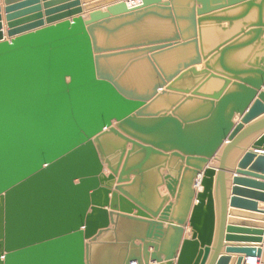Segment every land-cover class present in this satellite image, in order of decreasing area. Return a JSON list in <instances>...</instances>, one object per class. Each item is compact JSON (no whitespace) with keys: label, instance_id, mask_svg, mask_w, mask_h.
Masks as SVG:
<instances>
[{"label":"water","instance_id":"1","mask_svg":"<svg viewBox=\"0 0 264 264\" xmlns=\"http://www.w3.org/2000/svg\"><path fill=\"white\" fill-rule=\"evenodd\" d=\"M95 1L0 6V264H264V0Z\"/></svg>","mask_w":264,"mask_h":264},{"label":"crops","instance_id":"2","mask_svg":"<svg viewBox=\"0 0 264 264\" xmlns=\"http://www.w3.org/2000/svg\"><path fill=\"white\" fill-rule=\"evenodd\" d=\"M99 1H103V0H96L95 2H99ZM0 6L1 8L3 9L4 8V5H3V0H0ZM104 7H101L102 10H104ZM1 15L4 17V13H3V10L1 11ZM264 117V114L259 116L258 118H256L257 120L261 119ZM259 136V134H255L253 136H250L249 138H247L242 144H241V148L236 150L235 152H233L231 154V156L229 157V160L227 162V169H226V172H225V184H226V188H227V194H228V200H227V221L229 222L230 220H233V221H250L252 223H260L258 222L256 219H254L256 216L255 214H251L247 211H243V210H237V211H240L241 215L240 216H231L230 215V211H234L232 208L229 207V197H230V191H231V187H232V177H233V172H234V169L236 167V163L237 161L239 160V158L243 155L244 152H246L247 150L249 151H252L254 153H256L257 155H260L262 152L261 151H254L251 147V144L253 143V141ZM260 153V154H259ZM264 154V153H263ZM247 169H249V166L247 167ZM216 181V177L214 179V182ZM165 190H162V193H164ZM258 208L260 209H264V203L262 202H258ZM250 215V217L247 218H243V216H248ZM215 218H216V224H217V219H218V210H215ZM264 223V222H263ZM216 229V228H215ZM185 234L184 236H188L189 233H190V229L189 227L187 226L185 228ZM216 237H217V232L215 231V234H214V238H213V243L211 245V252L209 254V257L207 259V262L206 264L209 263L211 257H212V253H213V250H214V247H215V241H216ZM264 238V236H263ZM230 244H234V243H224V245H230ZM225 247V246H224ZM224 247L222 248V253L224 252ZM244 258V256H242ZM246 259V258H244ZM255 263L256 264H260L259 262V259L255 258ZM249 260H253V259H249ZM149 264H155L153 262H149Z\"/></svg>","mask_w":264,"mask_h":264},{"label":"bare ground","instance_id":"3","mask_svg":"<svg viewBox=\"0 0 264 264\" xmlns=\"http://www.w3.org/2000/svg\"><path fill=\"white\" fill-rule=\"evenodd\" d=\"M127 4L129 5V6H135V5H138L139 4V0H129L128 2H127ZM262 153L261 154H263V151H261ZM260 154V153H259ZM214 165V164H213ZM201 189V187L199 186L198 187V190H200ZM249 259H253V260H249ZM257 259H259V258H257ZM255 258H246V264H256L255 263ZM259 262H260V264H261V260L259 259Z\"/></svg>","mask_w":264,"mask_h":264}]
</instances>
